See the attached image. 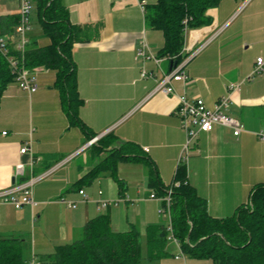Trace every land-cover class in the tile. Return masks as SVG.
I'll use <instances>...</instances> for the list:
<instances>
[{
  "label": "crops",
  "instance_id": "obj_1",
  "mask_svg": "<svg viewBox=\"0 0 264 264\" xmlns=\"http://www.w3.org/2000/svg\"><path fill=\"white\" fill-rule=\"evenodd\" d=\"M156 2L63 0L73 24L91 26L96 32L94 38L75 42L73 47L84 100L79 115L89 131L70 122L54 86L53 70L36 68L39 87L33 93L21 90L15 81L4 91L0 105V190L30 176L31 161L34 176L56 168L34 185V207L0 203V236L23 238L28 259H42L57 245L75 241L86 222L102 213H109L115 230L137 228L142 238L147 226L164 222L160 213L163 200L160 195L152 197L149 166L143 161L119 164L123 192L108 171L91 184L78 185L107 155L94 149L98 140L90 143L94 138L90 132L99 138L111 132L120 141L139 144L155 162L165 186L174 181L186 132L176 113L178 97L156 89L174 67L170 57L159 56L163 32L147 20V7ZM18 13V0L15 4L0 3V16ZM207 15L208 24L189 29L185 35L182 53L199 49L184 68L189 80L173 84L179 94L202 97L210 107L229 94L225 111L244 124L239 136L220 125L201 132L187 154L188 181L206 198L212 216L226 217L248 202L255 184L264 182V140L255 134L264 129V72L244 80L257 56H264V0H221ZM3 36L11 48L15 47L14 33ZM143 37L152 55L149 58L138 55ZM29 38V45L47 42L41 26L31 28ZM142 71L150 75L142 77ZM231 83H241L240 88L230 93L227 88ZM26 143L31 151L21 153ZM19 163L25 165L24 177L15 176ZM61 198L76 201L77 206H69ZM102 200L113 203L104 207ZM172 248L168 242L167 250L178 252ZM159 264H180V260L170 254ZM187 264L214 263L188 257Z\"/></svg>",
  "mask_w": 264,
  "mask_h": 264
},
{
  "label": "trees",
  "instance_id": "obj_2",
  "mask_svg": "<svg viewBox=\"0 0 264 264\" xmlns=\"http://www.w3.org/2000/svg\"><path fill=\"white\" fill-rule=\"evenodd\" d=\"M220 1L157 0L148 6V22L164 34L159 56L181 63L187 56L182 53L187 30L208 24L207 10ZM34 7L47 42L28 44L23 54L10 45L6 54L0 51V105L4 91L15 79L8 59L15 56L29 68L55 71L54 86L70 122L89 131L79 115L84 100L79 92L73 47L75 42L94 38L95 29L73 24L63 0H36ZM18 20V15L0 16L2 34H13ZM94 149L106 151L107 155L78 182L79 186L93 183L108 171L123 192L125 182L119 178V164L126 160L143 161L149 166V184L154 193L162 198L171 190L173 232L187 257L211 259L214 264H264V182L252 187L248 202L239 205L232 215L214 217L206 198L188 181L185 162L178 164L173 183L165 186L155 162L139 144L120 141L110 132L98 139ZM162 202L164 222L147 226L145 246L137 228L115 230L109 213H102L86 222L80 238L57 245L52 253L39 259L42 264H159L170 254L175 257L176 253L167 250L168 218ZM26 247L23 238L0 236V264H26Z\"/></svg>",
  "mask_w": 264,
  "mask_h": 264
},
{
  "label": "built area",
  "instance_id": "obj_3",
  "mask_svg": "<svg viewBox=\"0 0 264 264\" xmlns=\"http://www.w3.org/2000/svg\"><path fill=\"white\" fill-rule=\"evenodd\" d=\"M36 0H18L19 2V13H18V23L14 29L15 35V49L18 50L21 54L26 50L30 38L29 32L31 30V21H32V11L34 8ZM143 6L144 1H141ZM9 43L7 39L3 36L0 30V51L5 54L9 50ZM148 46L145 40V37L142 38L141 46L138 49V55L142 57L149 58L152 55L147 52ZM185 51L183 47L182 52ZM199 49L194 53L188 54L181 63H176L173 69L164 74L163 78L157 84L156 89L161 90L167 94H173L178 97V104L176 108V113L180 120V126L186 132V142L184 144L182 154L179 159V163L185 162L187 160V154L191 147L194 145L198 135L201 132H210L216 126H226L229 127L235 136H239L244 130V124L242 121L228 114L225 109L230 103V95L226 94L221 96L216 104L213 107H210L206 104L202 97L190 98L185 94H179L173 84L174 81H183L186 82L189 80V75L184 71V68L187 62L198 53ZM10 66L13 73L15 74L14 81L18 84L21 90L27 91L28 93L35 92L38 87V80L36 76V68H29L25 66L20 60L15 56H8ZM264 72V56H257L254 67L252 71L246 76L244 80H252L257 75H260ZM148 74L146 71H142V77H147ZM241 83H231L228 85V91L231 93L240 88ZM4 134L6 131L3 132ZM256 136L264 140V129L258 130L255 132ZM99 137H94L90 141L93 143L97 141ZM31 151L30 143H26L21 149V153H27ZM33 161L30 162L31 175L23 179L19 183H14L10 187L0 190V203H10L16 208H21L24 205H30L34 207L36 201L34 200V185L44 179L45 177L50 176L56 168H52L39 176H34L33 172ZM25 175V165L19 163L15 168V176L24 177ZM178 184V183H176ZM101 192V191H100ZM81 195H84L85 192L83 189L79 190ZM171 190L167 195L162 197V200L166 204V214L168 218L167 230H168V241L174 242L178 247V252L175 254V258L180 260V264H187V256L181 250L178 239L175 237L171 222L170 216V204H171ZM152 197H156V194L153 192ZM62 201H67L64 198H61ZM69 206L76 207V201H67ZM113 201L102 200V206H108L112 204ZM165 209H160V212H164ZM163 214V213H162ZM26 264H42L39 258L33 256L31 257Z\"/></svg>",
  "mask_w": 264,
  "mask_h": 264
},
{
  "label": "rangeland",
  "instance_id": "obj_4",
  "mask_svg": "<svg viewBox=\"0 0 264 264\" xmlns=\"http://www.w3.org/2000/svg\"><path fill=\"white\" fill-rule=\"evenodd\" d=\"M2 2H6L7 4H11V3H14L15 4V2H17V0H0V3H2ZM33 27L35 28V29H38L40 26H39V24H38V20H37V17H36V9L35 8H33V11H32V21H31V28L33 29ZM16 37H14V39H15ZM106 156V155H105ZM103 175H105V174H103ZM102 176V175H101ZM82 235V234H81ZM81 237V236H80ZM79 237V238H80ZM27 239H28V241H29V236L27 237ZM76 239H78V238H75V240ZM145 242H146V239H145V236L142 238V243H143V245L145 246ZM174 244V245H173ZM171 245L173 246V250L174 251H177L178 249H177V246H176V244L174 243V242H171ZM172 250V251H173ZM145 252V251H144ZM187 259H188V257H187Z\"/></svg>",
  "mask_w": 264,
  "mask_h": 264
},
{
  "label": "water",
  "instance_id": "obj_5",
  "mask_svg": "<svg viewBox=\"0 0 264 264\" xmlns=\"http://www.w3.org/2000/svg\"><path fill=\"white\" fill-rule=\"evenodd\" d=\"M172 64H173V65H176V63H174L173 61H172Z\"/></svg>",
  "mask_w": 264,
  "mask_h": 264
}]
</instances>
